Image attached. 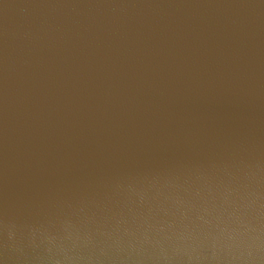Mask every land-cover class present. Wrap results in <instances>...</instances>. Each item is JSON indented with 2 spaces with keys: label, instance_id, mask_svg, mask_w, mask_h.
Returning a JSON list of instances; mask_svg holds the SVG:
<instances>
[{
  "label": "water",
  "instance_id": "95a60500",
  "mask_svg": "<svg viewBox=\"0 0 264 264\" xmlns=\"http://www.w3.org/2000/svg\"><path fill=\"white\" fill-rule=\"evenodd\" d=\"M0 264H264V0H0Z\"/></svg>",
  "mask_w": 264,
  "mask_h": 264
}]
</instances>
